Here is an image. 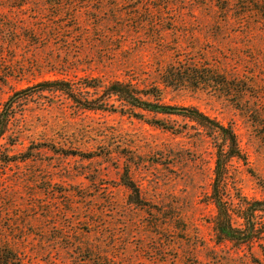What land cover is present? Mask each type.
I'll list each match as a JSON object with an SVG mask.
<instances>
[{"label": "rangeland", "instance_id": "374dc122", "mask_svg": "<svg viewBox=\"0 0 264 264\" xmlns=\"http://www.w3.org/2000/svg\"><path fill=\"white\" fill-rule=\"evenodd\" d=\"M49 3L61 2L0 0V113L41 82L155 90L162 105L233 130L242 160L230 163L229 195L264 202V0H72L74 18L61 19ZM180 57L210 68L219 86H163ZM109 105L82 110L35 89L8 112L0 254L11 264H264V235L247 247L215 242V145L202 129ZM255 223L264 231V215Z\"/></svg>", "mask_w": 264, "mask_h": 264}, {"label": "trees", "instance_id": "16d2710c", "mask_svg": "<svg viewBox=\"0 0 264 264\" xmlns=\"http://www.w3.org/2000/svg\"><path fill=\"white\" fill-rule=\"evenodd\" d=\"M61 3H49V7L55 11V16L61 19L62 16L69 14L74 18L76 11L70 5H64L72 0H58ZM161 83L166 88L181 90L187 88L193 91L202 90L212 85H218L219 77L215 72L206 66L199 65L196 60L176 59V63L168 66L161 72ZM219 86V85H218ZM226 87V85H225ZM37 89L39 94L44 92L53 95L60 94L76 104L80 109L87 111H107L113 106L109 105L110 100L114 99L122 107L133 110L153 113L164 116H180L202 129L205 136L215 145V168L214 179L212 181L209 201L214 206L216 215L213 221V231L215 242L219 245L230 243L238 247L253 245L263 235L264 231L256 227V219L264 215V202H251L245 199H234L229 195L228 172L230 163L234 160H242V155L238 146L235 133L230 127L223 126L221 123L204 115L195 108H176L162 105L158 102L155 90L138 91L120 82L111 83L108 86L85 84L80 89L71 87L69 83L62 81L41 82L37 85L15 93L6 103L5 110L0 113V142L7 138L10 131L11 117L8 112L11 108L22 100H28L30 93ZM84 90H93L96 98L88 96ZM150 99H156L155 102ZM122 112V111H121ZM157 126L159 123H155ZM1 158L0 167L8 165L11 161ZM23 161L29 158L23 157ZM123 185L130 192L129 199L132 204H142L139 192L134 184L123 178ZM235 220L240 221V226H234ZM12 259L0 254V264H11Z\"/></svg>", "mask_w": 264, "mask_h": 264}]
</instances>
